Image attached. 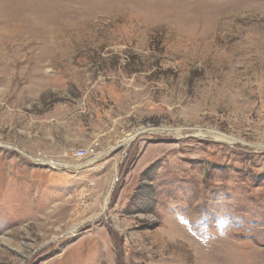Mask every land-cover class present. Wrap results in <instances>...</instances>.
<instances>
[{"label": "rangeland", "instance_id": "374dc122", "mask_svg": "<svg viewBox=\"0 0 264 264\" xmlns=\"http://www.w3.org/2000/svg\"><path fill=\"white\" fill-rule=\"evenodd\" d=\"M0 264H264V0H0Z\"/></svg>", "mask_w": 264, "mask_h": 264}, {"label": "built area", "instance_id": "2783aa9c", "mask_svg": "<svg viewBox=\"0 0 264 264\" xmlns=\"http://www.w3.org/2000/svg\"><path fill=\"white\" fill-rule=\"evenodd\" d=\"M89 153V150H86V149H79L77 152H76V156L79 157V158H84L88 155Z\"/></svg>", "mask_w": 264, "mask_h": 264}, {"label": "bare ground", "instance_id": "6f19581e", "mask_svg": "<svg viewBox=\"0 0 264 264\" xmlns=\"http://www.w3.org/2000/svg\"><path fill=\"white\" fill-rule=\"evenodd\" d=\"M216 138H218V139H221L222 141L224 140V138L223 137H220L219 135L218 136H215ZM50 166H59V165H57V164H55V163H52V165L50 164Z\"/></svg>", "mask_w": 264, "mask_h": 264}]
</instances>
